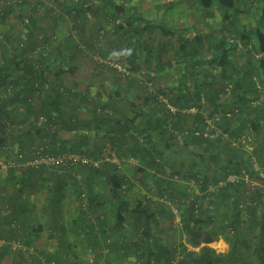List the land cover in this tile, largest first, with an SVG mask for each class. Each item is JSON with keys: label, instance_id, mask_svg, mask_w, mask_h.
I'll return each instance as SVG.
<instances>
[{"label": "trees", "instance_id": "trees-1", "mask_svg": "<svg viewBox=\"0 0 264 264\" xmlns=\"http://www.w3.org/2000/svg\"><path fill=\"white\" fill-rule=\"evenodd\" d=\"M176 1L179 0H172V2ZM181 1L188 2L190 6H194L193 3L197 4L200 10L208 15V18H211L214 9L218 8L223 14L220 28L224 30L238 17V13L240 14L239 0ZM258 1L262 4L261 18L264 20V0ZM67 9L71 18H75V28L66 29L61 39L58 40L56 48H54L51 36H41L43 44H48L47 48L43 47L42 49L45 53L53 51L56 54L58 50L61 54L63 49L60 51V48L63 44L72 46L75 51H78L76 35L78 38V30L81 31L78 23L93 16L95 24L104 15L117 19L114 30L119 37L120 35L124 37L129 35L139 40L141 37L150 38L157 33L177 41L179 44L177 56L186 53L197 57L203 50L202 35H194L193 39L191 38L196 42L193 45L190 43L191 39H188L184 33L169 29L163 23H149L142 19L135 7L130 8L132 10L130 11L115 0H101L100 5L96 4V7L89 0H81L77 4H68ZM72 28L76 32L75 36L72 35ZM239 35L240 37L236 38L244 43L243 46L251 42L250 31L241 30ZM256 36L258 41L255 45V52L257 55H263L264 31L259 29ZM93 38H96L94 34ZM97 39L99 38L97 37ZM100 41L98 43L94 41V46L100 45ZM213 48L214 54L209 63L217 64L219 67L221 72L219 77H221L222 83L218 84L214 75H203L204 79L201 85L194 84L192 87L184 82L182 86L176 89L172 88L168 95L166 89H162L168 96L170 104L179 108L176 113H172L166 107L158 97L159 93L155 91V93L146 94L138 106L131 103L130 109L124 115L118 110L114 114L111 110L107 112L108 109H102L107 106L99 102L101 104L96 106L102 108L94 107L92 110H88L91 119L87 126L77 117L80 106H86V93L78 88L75 80L72 81V84L65 80L68 73L72 75L73 71H68L65 64L61 63V60H64L62 59L63 55L59 54V57H55L51 63L47 59L41 60L39 67L30 62L31 58L25 60L21 58L17 61V55H15V60H10L7 65L0 66V86L4 92L10 86L12 87V93L6 99L0 100V147L8 145L13 147L18 143L17 146L20 150L16 149L12 158H7L3 162H8L7 160L10 159L12 163H19L22 167L6 166L2 170L0 165V172L2 171L0 175L7 174V177L11 179L10 183L14 191L18 193L25 191L26 188H35L33 186L47 187L49 192L47 207L43 210L52 218L62 216L61 203L63 199L67 198L65 189L67 183L64 179L70 178L66 174L71 173L65 170L61 175L45 170L44 167L36 169L27 166V160L32 158L31 148L42 146L45 154L54 155L76 152L98 160L99 168L86 166L80 167L76 171H79L77 176L80 175L83 179L86 177L84 180L87 183V188L79 186L77 176L73 174L70 176L75 179L74 182H77L78 197L80 198L84 194V198L77 202V207L75 206L78 219L84 218L89 231L94 233L102 231L106 237L104 238L106 247H114L123 252V260L132 259L131 264H220L222 260H225V256L217 254L214 249L208 246L217 238L218 233L212 229H204L202 224L209 223L212 214L222 215L226 220L222 228L229 229L231 232L229 234L233 238L228 241L232 253L236 250L239 242H244L237 235L243 223L259 224L261 235L264 236V211H261V209L264 210V179L245 157L242 145L233 147V143L229 139L215 138L214 133L209 132L212 125L208 123V120H213L214 126L220 128L226 137L238 138L240 144H243L244 141L241 139L242 134L249 131L248 126L262 134L264 128L259 126L258 118L250 116V113L259 114L261 110L259 106L252 107L253 103L259 99V95L253 79L255 71L251 64H255L256 68H264V59L257 60L253 57L246 61L242 60L244 62L243 70H237L240 71L239 75H234V70L231 71L229 68L234 60L233 52L236 46L230 45L227 38L222 36L215 39ZM21 50L17 47L13 51L21 53ZM41 57L39 56V58ZM126 59L130 69L136 70L137 67L132 56L127 55ZM198 62L202 63L203 60H198ZM124 68L127 71V68ZM114 69L118 72L116 68ZM149 80L153 81V77L149 76ZM227 84L232 85V89L229 90L232 98L224 101L221 96L223 92L227 93ZM65 94L74 100L70 101V98H67ZM99 96L97 94L96 97ZM35 97L40 98L38 104H34ZM202 99L207 103L202 104ZM68 103L72 104V110L68 114L71 113V116L64 115L65 111L60 110V107H65ZM14 105L21 106L26 111L28 127L14 126L12 120L14 116L8 111V108ZM192 108L196 109L195 113L189 112ZM65 109L69 110L70 107L66 106ZM182 110H185L186 114ZM206 111H208L207 115H205ZM39 115L45 116L48 123H51L55 118L62 122L63 128L53 130L46 125L42 129L38 119ZM30 118H32V122ZM2 120H9L12 128L11 125H4ZM82 129L95 133L93 136L85 135L82 133ZM60 130H66L65 136L70 131L74 134L64 140V137L59 134ZM36 138L39 139L35 140ZM109 143L115 147L116 155L121 163L128 164L127 168L130 166L135 174H139V183L148 193L152 190L147 181L151 180L156 189V193L153 195H157L163 200H155L152 195L144 193L134 201L122 196L123 189L132 187V181L125 172L121 171V165L105 159L107 156L106 146ZM177 147L190 148L197 161L191 159L188 167H181L174 160L167 158L166 153ZM26 148L28 150L25 151ZM263 152L264 148L260 147L257 155L261 156ZM20 154L23 155L22 159L19 158ZM131 158L136 161L133 163L130 161ZM218 158H221V162L218 161ZM206 160L209 162H205ZM210 161L215 162L213 168L209 166ZM209 168L213 170L211 176L207 173ZM232 175L236 176L237 180L229 182L228 178ZM245 176L251 179L255 178L259 184L258 187L252 188V192L244 185ZM178 177L188 183L198 184L199 192L203 193L204 197L200 193L188 196L186 188L182 189L175 183L177 181L175 179ZM99 179L103 181L101 186L109 194L108 198L98 195L95 191V184ZM45 180L46 186L44 185ZM210 185L216 186L214 192L208 191ZM205 194L210 196L206 198ZM101 197L104 199L101 200ZM107 204H111L110 213L109 209L105 208ZM170 204L176 205L180 211L182 231L189 237L188 245L194 248L199 247L198 251L189 250L180 238L174 239L175 214ZM204 205L206 212L211 215L198 217L197 209ZM3 207L0 209V219L3 218V225L5 224L7 229L5 242L8 243L21 237L23 246H32L27 236L31 230H34H29L31 228L29 225L28 229H25L26 224L21 221L25 211L18 204L13 203ZM111 219L112 222L114 221L112 227L108 222ZM58 223L60 224V222ZM59 228H62V225ZM9 247L0 246V262L8 257ZM96 248L98 247L93 246L95 259L92 262L85 261L86 263L96 264L95 262L101 259L105 250H101V248L95 250ZM256 254L259 264H264V242L257 247Z\"/></svg>", "mask_w": 264, "mask_h": 264}, {"label": "rangeland", "instance_id": "rangeland-1", "mask_svg": "<svg viewBox=\"0 0 264 264\" xmlns=\"http://www.w3.org/2000/svg\"><path fill=\"white\" fill-rule=\"evenodd\" d=\"M26 1L27 0L24 1L23 5ZM30 1L33 3L36 9H39L41 12H43L40 14L45 16L51 15L54 16L53 18H56L55 23L58 25L57 28L61 30L60 35L55 34L51 36L54 43V48H56L58 40L61 39L66 29H70L71 27L75 28V18H71V14L67 9L68 4H77L81 0ZM89 1L93 2L95 7L96 4L99 6L101 2V0ZM115 1L122 4L126 9L129 10L130 8L135 7L143 20L155 24L163 23L169 29H172L178 33H184L188 39H191L194 37V35H202L203 50L200 54H198L197 57L188 55L186 53H184V55L177 56L179 44L174 39L165 38L164 36H161L157 33L153 34L150 38L141 37L139 40H136L134 37H130L129 35L126 37L120 35L119 37L118 34H116L117 32L114 30L117 19H114L109 15L108 17L105 15L100 17L99 21L95 24L93 16H89V18H85V20L82 19L83 21L78 23L81 29V31L78 30L79 37L77 38L76 35V39L78 41L76 49L78 51H75L72 46L69 47L66 44L63 45H66L69 48L66 46L65 47L67 49L61 47L60 51L62 48L65 50V52L62 53L64 57L62 59L64 60H61V63L65 64V67L68 71H73L72 75H77V79L74 82L78 85L80 90L82 89V91L86 93L85 103L87 106V111L92 110L94 107H97L96 105L101 104L99 102H102L103 105L107 107L102 108L98 106L99 108L108 109L106 111L111 110L113 114L118 110L124 115L130 109L131 103H135V105L138 106L142 98L144 99L146 97V94L150 92L155 93L156 91L159 93L158 97L166 105V107L172 113H176L179 108L172 106L167 98V95L169 91L172 90V88L176 89L179 86H182L184 82L188 83L192 87L194 84L201 85L202 80L204 79L203 75H214L217 78L218 84L222 83V80L220 79L221 77H219V75H221L219 67H217V64L209 63L214 54L213 43L215 39H219L222 36L227 38L230 45L232 44L236 46L235 51L233 52L234 60L231 67L229 68L231 71H233L234 68V75H239L238 72L240 71L237 70H243L242 66L244 65V62H242V60L246 61V59H252L253 57L257 60L264 59V54L257 55L255 52V45L258 41L256 34L259 29L264 31V20L261 18L263 8L262 4L258 0H239L238 9L240 14L238 13V17L233 21V23H230L228 28H225L227 31L220 28L222 26L223 14L218 8H215L213 11V16L208 18V15H205V13L200 10L197 4L193 3L194 6L190 7L187 6L189 4L188 2L184 3L181 0L176 2H169L167 0ZM45 22L51 24L52 21L51 19H47ZM73 28L72 31H74ZM241 30L250 31L252 34L251 42H248L246 46H243L244 43L236 38L240 37L239 33ZM93 34L96 38H93ZM97 37L99 39H97ZM192 39L190 43L194 45L196 42ZM94 41L97 43L100 41L101 43L100 45L97 44L94 46ZM129 45H131V47H129ZM54 54L52 53L50 56ZM58 54L59 51L57 50V53L55 54L56 58L59 57ZM127 55H131L134 59L135 65L137 67L136 70L130 69L129 63L126 59ZM198 60H203V62L200 63ZM195 62H198V64H195ZM118 64L127 68V74L115 71V65ZM251 67L255 71L253 74V79L256 83L259 95V99L253 103L252 107L254 108L259 106L261 110L259 114L250 113V116H256L259 121V126H261L262 123H264L262 118L264 115V68H256L255 64H251ZM68 75L71 74L68 73ZM149 76L153 77V81L149 80ZM72 81L73 80H70L68 83L72 84ZM226 88L227 93L223 92L221 96L224 101L230 100V98H232L231 93L229 92V90L232 89V85L227 84ZM162 89H166L167 95L162 91ZM0 91L3 92V88L1 86ZM97 94L100 95L98 98L96 97ZM65 96L70 98V96L66 94ZM39 100V97H35L33 99L34 104H37ZM69 100L72 101L74 98H70ZM201 102L202 104L207 103L204 99H202ZM149 106L154 107L151 104H149ZM182 111L185 113V110ZM195 111V108L189 110V112L192 113H195ZM207 113L208 111L205 112V115H207ZM87 114L89 113L87 112ZM8 122L12 128L11 122L9 120ZM260 122L262 123L260 124ZM208 123L212 125V127L209 128V132L214 133L215 138L221 137L223 140L229 139V141L233 143V147L242 145L245 151V157L249 159L252 167L256 169V171L261 175L264 174V152L261 156L257 155L259 148H264V131L262 134H260L253 129H250L248 126L249 131L242 134L241 139L244 141L243 144H240L238 138L228 136L226 137L225 133L220 128L214 126L215 123H213V120L209 119ZM28 125L29 123H27L25 127H28ZM40 127L44 129L42 125H40ZM81 131L85 135H89L91 132V130L88 131L85 129H82ZM92 133L94 135L95 132L92 131ZM37 139L39 138H36L35 140ZM106 147V155L109 151H115V147L111 143H109ZM71 153L79 154L76 152ZM166 156L167 158L174 160L175 163L180 164L181 167H188L191 159L197 161V158L194 156V153L190 148L177 147L167 152ZM116 157L119 158L117 155ZM135 161L133 160L132 162L134 163ZM218 161L221 162V158H218ZM205 162L209 161L206 160ZM210 163V168H213V164L215 162L210 161ZM126 166H128V164L122 163L120 166L121 171L125 172L130 177L132 181V187L128 189L126 186L127 189H123L121 193L122 196H126L130 199V201H134L135 198H139V196L144 193L146 195H152L155 200L162 199L157 195H153L156 193V189L154 188L153 182L151 180L147 181L149 187H151L150 189L152 190L148 193V191L139 183V174H135L130 166L128 168ZM210 168L207 170L209 176H211L213 173V170ZM78 172L71 174L77 176ZM72 179L73 178H71V180ZM77 179L79 181V186L81 187L83 177L78 175ZM175 180L174 181L177 186H180L182 189L186 188L188 196H193L200 193L198 184H194L192 182L188 183L179 177ZM102 182L103 181L101 179L96 181L95 191H97L98 195L100 194L101 196L108 198L109 194L107 193L106 189L101 186L103 185ZM244 185L246 189L248 188L250 192H252V188L258 187L259 184L255 178L251 179L250 177L245 176ZM70 189L71 191L68 196L70 197V200L73 201V204H76L70 208L69 211L71 212L68 215H75L77 214L75 209L77 207V202L84 198V194H82L80 198L78 197L77 182H72ZM215 190L216 186L210 185L208 191L214 192ZM200 195L204 197L203 193H200ZM205 196L208 198L210 195L205 194ZM85 198L87 200L86 196ZM103 199L104 198L101 197V200ZM106 206L109 208L108 212L110 213L111 205L107 204ZM170 207L175 214L174 223L176 225L174 228V234L176 238L174 237V239L177 240L180 238V240L187 245L189 250L198 251L199 247L194 248L191 245H188L189 237L182 231L180 211H178V208H176L177 206L170 204ZM261 211L264 210L261 209ZM196 213L198 217L207 216L210 214L209 212H206L205 205L201 208L199 207ZM101 215L104 216L103 214ZM225 223L226 220H224L222 215L212 214L209 223L205 222L202 224L204 229H212V231L218 233L217 238L212 243L208 244V246L214 249L217 254L225 256V260H222L220 264H243L244 262L246 264H259V258L257 257L256 249L261 245L262 242H264V236L261 235V231L259 229L260 225H248L247 223H243L238 230L237 235L245 243L239 242L236 246V250H234L232 253L229 244L230 242L228 241L233 240V238L229 234V229L225 230L222 228V225ZM32 246L36 251V246L33 244ZM86 259L88 262H92L95 258L87 253ZM6 260L7 259L1 261L0 264H11L10 260Z\"/></svg>", "mask_w": 264, "mask_h": 264}, {"label": "crops", "instance_id": "crops-1", "mask_svg": "<svg viewBox=\"0 0 264 264\" xmlns=\"http://www.w3.org/2000/svg\"><path fill=\"white\" fill-rule=\"evenodd\" d=\"M167 1L172 2V0ZM40 13L43 12H41L39 9H36L30 0H27L25 4L19 9L7 6L3 0H0V66L7 65L10 63V60H15V55H17V61L21 58L24 60L26 58H31L29 59L30 62L35 64L37 67L41 65V60L43 61L44 59H47L49 63H51V61L55 59L56 55L53 53V51L48 53L42 51L43 46L42 42L39 40V37L43 35H60L61 30L57 28L58 25L55 23L56 18H53L54 16L49 15V17ZM47 19H51V24L45 22ZM20 44H23V47H20ZM65 46L66 45H62L61 47L66 48ZM17 47L24 50H21V53H14L13 50H15ZM64 48H62L63 50L61 51V54L59 53L60 55L64 53ZM52 53L54 55L50 56ZM39 56L42 57L39 58ZM65 78L67 81L76 80L77 75H67ZM66 106L67 108L70 107V109H65ZM66 106H63L62 108L60 107V110H62V112L65 111V114L63 113L64 115L71 116V113L70 115L68 114L72 110V104L69 105L68 103ZM8 111L14 116L12 120L16 127L23 128L27 125V123H29L27 120L26 111L21 108V106L14 105L8 108ZM87 112V106L83 105L80 106L79 115H77V117L83 121L85 126L89 125V120L91 119L90 114H87ZM262 118L264 121V115ZM38 119L46 120L45 123H40V125L43 127L51 124L53 126V130L63 128L62 122L56 120L55 118L52 119L51 123H48L47 118L43 115H39ZM31 120L32 118H30V121ZM261 123L262 122H260V124ZM261 127L264 128V123H262ZM59 134L64 137V140H66L74 133L70 131V133L65 136L64 134H66V130H60ZM90 135L92 136L93 133L90 132ZM17 144L13 147L9 145L7 147H0V162L5 161L7 158L11 159L12 154L15 153V150H20ZM26 150H28V148H26L25 151ZM10 159L7 160L10 163V166L8 167H22L19 163H12ZM3 169L5 168H2V170ZM54 172L62 175V173H58L57 171ZM0 173H2V171ZM70 175L71 174H66L68 177H71ZM0 178V209H3V206L9 203L18 204V206L25 211L24 217H22L21 220L24 224H26L25 229H28L29 225L31 227L29 230H34H31L29 236H27V238L31 241V244L36 246L35 255L30 259L25 258L24 252L21 248L15 250L12 248L13 240L2 246H10L9 255L5 259L10 260L11 264H51V262H54L55 264H82V262H84V264H88L85 262L87 261L86 256L87 253L93 256V246L101 248V250H105L103 251L104 254H102L101 259L95 262L96 264H131L132 259L123 260V252L117 250L114 247H106L104 242V238L106 237L102 231H95V233L91 230L89 231L87 228L88 226L86 225L87 222L83 220V217L78 219L77 214L68 215L71 212L69 211L70 208L74 206L73 201L70 200L68 194L71 191V183L74 182L75 179H64L65 183H67V187L65 188L67 198L63 199L61 203L62 216L51 218L43 210L45 207H47L46 204L49 194L47 187L44 188L40 186H33L35 188H26L25 191H19L18 193L14 191V188L10 183L11 179L7 177V174L3 173L0 175ZM84 179L82 186L87 188V183H85ZM45 184L47 185L46 180L44 181V185ZM106 207L107 206H105V208ZM105 210L107 211V209ZM2 221L3 218L0 219V240L5 241L6 239L4 238L7 237V234H5L7 229L5 228V224L3 225ZM58 222H60V224ZM108 222L110 227H112L114 221L112 222L111 219V221ZM60 225H62V228H59ZM79 228L81 230H78ZM98 248L95 250H99Z\"/></svg>", "mask_w": 264, "mask_h": 264}, {"label": "built area", "instance_id": "built-area-1", "mask_svg": "<svg viewBox=\"0 0 264 264\" xmlns=\"http://www.w3.org/2000/svg\"><path fill=\"white\" fill-rule=\"evenodd\" d=\"M25 0H3V2L7 6H11L13 8H21ZM85 7V6H84ZM72 35L75 36L76 32L72 31ZM39 40L42 42V45L44 48H47L48 44H43V38L40 36ZM20 47H23V44H20ZM118 72L120 73H127L126 69L121 65H115ZM12 93V87L10 86L6 92L0 91V100L6 99L10 94ZM108 112V111H107ZM40 122L45 123L46 120L40 119ZM3 124L6 126H9L10 123L8 121H3ZM48 127L52 128L53 126L51 124H48ZM31 156L32 158L28 159L26 162L27 166L33 167V168H40L44 167L45 170L48 171H57L58 173H62L63 171L67 170L69 173H75L78 168L80 167H86V166H92L95 168H99L100 162L98 160H93L91 158H88L84 155L75 154V153H64L61 155H54V154H45L44 153V147H32L31 148ZM19 158L22 159L23 155L20 154ZM107 161L113 162L117 165H121V161L119 158L116 157L115 151H109L107 153V156L105 158ZM124 161V160H123ZM130 161H133V158L130 159ZM126 162V160L124 161ZM0 165L2 168H5L6 166H9L8 162H0ZM264 179V174L261 175ZM237 180L236 176H229L228 181L234 182ZM9 211V210H8ZM24 240V239H23ZM6 242L4 240H0V246L5 245ZM12 248L18 249L22 248L25 258L30 259L35 255V249L33 246H23L22 238L18 237L16 240H13ZM51 264H55L54 262H51Z\"/></svg>", "mask_w": 264, "mask_h": 264}, {"label": "bare ground", "instance_id": "bare-ground-1", "mask_svg": "<svg viewBox=\"0 0 264 264\" xmlns=\"http://www.w3.org/2000/svg\"><path fill=\"white\" fill-rule=\"evenodd\" d=\"M217 245V244H216ZM218 246V245H217Z\"/></svg>", "mask_w": 264, "mask_h": 264}]
</instances>
